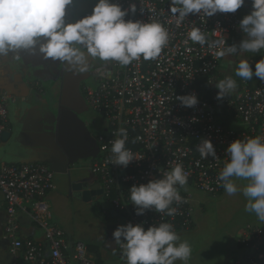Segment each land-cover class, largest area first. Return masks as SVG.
<instances>
[{
    "label": "built area",
    "instance_id": "obj_1",
    "mask_svg": "<svg viewBox=\"0 0 264 264\" xmlns=\"http://www.w3.org/2000/svg\"><path fill=\"white\" fill-rule=\"evenodd\" d=\"M129 10L126 20L160 22L169 33V41L160 56L145 61L142 57L121 67L116 62L101 65V73L89 84L83 85V96L90 111L101 117L105 131L97 136L99 153L90 167L98 178L102 197L109 211L123 220L151 224L169 222L177 234L195 229L194 213L197 193L219 195L224 189L217 176L230 156L227 146L239 138L245 140L264 136V81L253 76L243 80L234 73L237 89L229 96L217 100L215 84L225 79L221 72L224 57L217 58L219 48L193 43L188 38L192 28H200L209 43L226 40L227 47L239 46L244 33L240 20L252 11V0L235 13L217 12L213 16L189 14L177 25L170 11L171 0H113ZM91 12L75 17L74 22ZM178 15V14H177ZM264 57V49L260 50ZM247 59L255 72V58L245 53L234 54ZM238 64L234 65L236 70ZM240 79L241 82H238ZM36 87L42 85L36 82ZM195 94L199 103L195 107L182 106L176 96ZM16 99L0 90V139L9 131V108ZM125 128L128 138L125 147L135 160L127 167L112 164V141L119 128ZM211 139L217 159H202L197 146ZM198 162V163H197ZM177 163L189 173L185 187H178L185 202L173 203L174 217L165 213L146 211L135 214L130 199L133 185L147 184L161 178ZM57 189L55 172L43 162L9 165L0 162V192L7 206L8 220L5 238L11 241L14 264H97L86 243L71 239L64 228L53 222L49 195ZM20 214L28 216L45 236L44 242L20 236ZM239 254L229 264H264V221L248 226L238 239ZM120 249H122L120 244Z\"/></svg>",
    "mask_w": 264,
    "mask_h": 264
},
{
    "label": "clouds",
    "instance_id": "obj_2",
    "mask_svg": "<svg viewBox=\"0 0 264 264\" xmlns=\"http://www.w3.org/2000/svg\"><path fill=\"white\" fill-rule=\"evenodd\" d=\"M72 3L73 0H0V57L21 50L38 51L45 59L65 64L70 72L83 73L89 69V58L125 67L141 57L145 61L157 59L168 44L169 33L160 22L125 19L129 10L136 12L135 4L123 9L113 0H96L91 14L67 22L66 7ZM244 4L245 0H171L170 11L179 26L189 14L210 17L217 12L235 13ZM239 28L244 39L238 47L235 44L220 47L226 45L225 38L209 43L200 28H192L188 38L193 43L219 48L217 58L238 52L258 53L264 49V0H252V11L240 20ZM235 75L245 81L253 76L264 81V57L255 63V72L247 59H241ZM215 87L219 90L216 99L221 100L235 92L238 85L229 76L219 80ZM176 100L190 108L199 103L195 94L176 96ZM115 136L112 164L127 167L135 160L125 147L127 129L119 128ZM197 150L202 159L208 156L217 159L211 139L202 140ZM226 152L230 160L219 172L217 182L229 196L242 191L247 198L245 211L264 221V136L237 138L227 146ZM188 176L183 165L177 163L170 171H163L161 178L133 185L130 199L135 214L141 216L150 210L174 217L177 209L172 207L173 203L185 202L177 186L185 187ZM237 179L248 183L240 189ZM113 238L121 244V255L126 257L127 264H175L177 260L187 264L192 254L189 242L181 241L169 222L153 223L147 228L144 222H129L119 225Z\"/></svg>",
    "mask_w": 264,
    "mask_h": 264
},
{
    "label": "crops",
    "instance_id": "obj_3",
    "mask_svg": "<svg viewBox=\"0 0 264 264\" xmlns=\"http://www.w3.org/2000/svg\"><path fill=\"white\" fill-rule=\"evenodd\" d=\"M77 15L75 12L66 13V21L74 22ZM95 62L89 58V69L76 73L69 72L59 61L45 59L38 51L21 50L0 57V90L16 99L9 108L7 132L10 135L0 139V162L50 165L55 172L57 187L48 197L50 205L52 200L56 201L68 192L81 198L75 186L84 180L98 184V178L92 172V176L86 179L76 174L98 155L97 133H103L106 128L104 120L88 109L83 96V78ZM36 82L42 87H36ZM98 200L87 202L96 203ZM102 213L111 219L119 218L108 209H103ZM7 220V206L0 192V264H14L11 241L5 238ZM18 220L20 236L44 242L48 250L44 232L24 214H20ZM114 230L108 226L104 239L86 243L97 264H127L126 257L121 255L120 243L113 238ZM175 264H180L179 260Z\"/></svg>",
    "mask_w": 264,
    "mask_h": 264
},
{
    "label": "rangeland",
    "instance_id": "obj_4",
    "mask_svg": "<svg viewBox=\"0 0 264 264\" xmlns=\"http://www.w3.org/2000/svg\"><path fill=\"white\" fill-rule=\"evenodd\" d=\"M95 3L96 0H73V3L66 7V13L91 12ZM237 60L234 54L225 58L220 68L225 77L235 74L234 65L238 64ZM84 78L82 85L91 83L94 76ZM94 115L97 116L95 113ZM91 165L92 162L84 164L82 166L84 168L76 174L79 173L81 178L85 179L91 177ZM247 183V180H236L240 189ZM58 198L56 201L52 200L53 222L64 228L75 240L92 243L104 239L108 226L116 229L123 223L120 218L111 219L103 215V209L109 208L103 199L91 203L76 197L74 192L62 194ZM196 199L199 202L195 204V229L189 233L179 234L181 241H188L192 248L191 258L187 264H225L239 254L238 239L245 229L248 226L260 225L261 221L255 213L245 211L247 198L242 191L232 196L227 195L225 190L215 196L197 193ZM179 262L183 264L182 261Z\"/></svg>",
    "mask_w": 264,
    "mask_h": 264
},
{
    "label": "water",
    "instance_id": "obj_5",
    "mask_svg": "<svg viewBox=\"0 0 264 264\" xmlns=\"http://www.w3.org/2000/svg\"><path fill=\"white\" fill-rule=\"evenodd\" d=\"M9 135H10V132H5L2 135V138H4L5 136H9ZM98 150H99V147H98ZM98 153H99V151H98ZM75 190H77L79 197H81L87 201L96 200L97 195L102 194V190H100V185L99 184H93V183L89 182L88 180H84V181L80 182L79 184H77L75 186Z\"/></svg>",
    "mask_w": 264,
    "mask_h": 264
},
{
    "label": "flooded vegetation",
    "instance_id": "obj_6",
    "mask_svg": "<svg viewBox=\"0 0 264 264\" xmlns=\"http://www.w3.org/2000/svg\"><path fill=\"white\" fill-rule=\"evenodd\" d=\"M103 64V62H100V61H97L95 62V65L92 66L90 72L88 75H85V76H97L101 73V65ZM83 76V75H82ZM84 77V76H83ZM83 84V83H82ZM100 134V133H99ZM97 139V138H96ZM99 184V183H98ZM101 190V189H100ZM102 197V194H98L97 195V198L100 200Z\"/></svg>",
    "mask_w": 264,
    "mask_h": 264
},
{
    "label": "trees",
    "instance_id": "obj_7",
    "mask_svg": "<svg viewBox=\"0 0 264 264\" xmlns=\"http://www.w3.org/2000/svg\"><path fill=\"white\" fill-rule=\"evenodd\" d=\"M247 55H251L255 58H260L262 56L261 52L259 51L258 53H252V52H248V53H245ZM241 79V78H240ZM240 79L238 80V82H241ZM232 260V259H231Z\"/></svg>",
    "mask_w": 264,
    "mask_h": 264
}]
</instances>
